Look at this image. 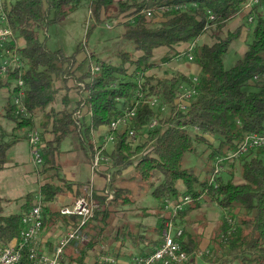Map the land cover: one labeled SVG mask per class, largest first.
<instances>
[{
  "label": "trees",
  "instance_id": "16d2710c",
  "mask_svg": "<svg viewBox=\"0 0 264 264\" xmlns=\"http://www.w3.org/2000/svg\"><path fill=\"white\" fill-rule=\"evenodd\" d=\"M248 1L123 0L118 2V13L115 14V0H91L96 24L111 21L124 26L123 36L142 54L134 58L129 53H121L120 63L115 65L93 56L82 60L81 48L69 57L63 50L51 51L47 47L42 32L51 25L62 23L83 0H10V26L18 38L25 41L19 55L24 62L21 78L29 116L15 115L13 98L19 89L13 84L19 79L18 71L8 76L0 75V89H11L6 117L15 123V130L36 128V119L41 116L38 129L46 146L43 167L52 165L51 150H57L69 137L76 138V149L83 155L84 162L91 164L93 131L108 128L112 122L136 109V116L118 131L116 143L110 152H106L112 166L110 174L107 173L111 181L106 188L114 197L108 200L104 196H95L99 208L84 228L90 244L78 249L75 243L70 244L64 253L66 264H87L94 248L102 243V236L109 228L113 229L111 223L121 214L120 208L134 204L131 191L121 186L125 180L123 172L129 168L134 169L131 179L147 183L153 197L161 203L162 215L156 235L139 238L146 243L139 252L140 257L150 256L157 250L162 243L161 233L166 221L190 218L207 198L224 211V216L217 221L208 250L201 256L196 255L201 238L192 235L182 243L183 250L191 255L185 264H264V147L251 149L235 158L241 164V183L232 178L225 181L222 173L226 168H219V173L215 174L216 167H210L207 179L201 180L195 168L183 166L186 154L195 150L196 142L210 146L213 151L209 163H218L217 159H233L246 137L264 134V11L255 10L254 41L243 59L231 70H226L223 62L231 44L241 37L244 28L241 25L231 29L230 24ZM147 10H152L151 18L147 17ZM126 19L132 20L121 21ZM205 33H209L214 42L199 45L193 53L194 63L200 69L198 93L187 111H176L175 100L181 86L189 87L192 81L178 69H166L164 75L159 74L162 68L156 53L165 49L161 60L171 62L172 53L181 54L179 47L197 41ZM88 63V69L79 75ZM94 66L99 70L93 72ZM71 79L81 99L75 109H70L69 97L65 96L64 108L56 110L54 104ZM57 83H62L63 87H58ZM81 83H85L83 89L79 86ZM250 84L258 90L246 92L244 89ZM152 98H158L161 105L167 104L169 111L164 113L150 107L148 101ZM84 105L92 113L89 121L77 116ZM154 119L160 124L151 130L149 125ZM131 131L135 132V137L145 138V142L134 146ZM47 133L53 135L50 142L45 137ZM6 135L4 132L0 140V172L8 164L13 145L27 137L25 134L5 142ZM208 137L216 138V144ZM138 157L139 161L135 162ZM181 184L183 188H180ZM73 186L67 180H52L43 185L44 231L54 230L56 225L66 229L78 226V217L63 216L61 208L54 206L59 196L67 194L66 187L73 189ZM76 188L77 197L83 196V185L76 183ZM36 197L34 193L29 194L20 213L5 217L0 191V247L20 236L23 216L35 206ZM185 197H191L192 203L178 216L165 213L166 201H179ZM126 236L128 234L119 227L116 240L123 241ZM49 246L52 252L53 243ZM108 254L92 264H108L105 257Z\"/></svg>",
  "mask_w": 264,
  "mask_h": 264
},
{
  "label": "rangeland",
  "instance_id": "374dc122",
  "mask_svg": "<svg viewBox=\"0 0 264 264\" xmlns=\"http://www.w3.org/2000/svg\"><path fill=\"white\" fill-rule=\"evenodd\" d=\"M119 1L123 0H115L113 11L115 14L118 13ZM241 25L244 27L241 37L231 44L228 53L223 57L224 67L226 70H231L239 60L243 59L245 53L249 49V46L254 41V29L256 24L249 23L248 20L241 15L232 21L230 27L231 29H235L237 26ZM107 26H112L113 28L109 29ZM89 32L90 35L88 34ZM123 33L124 26L116 25L115 22L106 21L105 23H99L97 25L91 11V0H83L82 4L75 12L71 13L62 23L51 25L47 30L42 32V36L46 39L47 47L51 51L63 50L64 53L70 57L74 55L79 48H81L82 54L80 59L82 60L93 56L97 60L111 62L112 64L118 65L120 63L119 55L121 53H129L134 56V58H139L142 55L136 51L134 43L123 36ZM197 42L198 43L196 45L198 47L203 44H212L214 40L209 33H205L198 38ZM17 43L20 47L25 46V41L22 38H19ZM191 44L192 43L184 44L179 47L178 50H180L181 54L185 51L189 53ZM164 50L165 49L158 50L156 53V60L162 68L160 72H158L159 74L164 75L166 69H178L192 78L200 75L199 67L194 63V59L193 61L189 60L187 57L188 55L183 56L180 54L177 56V53H172L173 55H170L172 57L171 62L166 63L162 61L161 59L166 52ZM193 53L192 56L194 58ZM88 67L89 63L86 64L84 70L79 72V75H81L83 71L87 70ZM133 69L134 68H131V70ZM84 84L85 83H81L79 86L83 89L85 87ZM14 85L15 82L13 86ZM57 86L63 87V84L57 83ZM65 88L61 91L56 103L54 104L56 110H62L64 108L63 100L65 96L69 97L70 109H75L77 107V103L81 99L79 91L75 88L74 80H69L68 85ZM244 90L246 92H251L258 89L250 84V86ZM9 92L11 93V89L9 88L0 89V127L3 126L2 114L5 112V108L8 105ZM73 96L76 98L75 101L72 100ZM89 111L90 108L84 105L83 109L77 113V116L84 120L86 116L90 117L89 114H87ZM9 121L11 125L15 124L13 121ZM34 129L40 131L38 126ZM108 129L109 127L94 131L93 135H96L97 132V143H100L103 138L106 137L105 134L108 132ZM18 130L19 129H13L10 131L8 128H5L4 132H7V135L4 137V141L9 142L16 139V137L20 138L18 135L23 134L24 132H17ZM26 130L29 131V128H26ZM4 132L0 128V140L3 139ZM13 134L15 136H13ZM207 139L216 144V138L208 137ZM19 141L20 143H18V146L25 150L27 147V142H25L26 140ZM132 141L134 142V146H137L138 144H143L145 142V138L141 139L139 137H134L132 138ZM194 145L195 150L186 154L183 166L184 168H195L197 170V174L200 176V179L205 180L208 176L207 170L210 167L217 168V163H209L213 149L204 143L196 142ZM111 149L112 146H110L107 151L110 152ZM11 158L15 160L13 156H11ZM17 160L18 161L15 162L18 163V165L14 163V166H11L9 163L6 168L0 172V191L3 197L2 207L4 208L3 215L5 217L20 213L22 206L25 203L26 196L30 193H35L38 190V185L36 183L38 177L34 171L35 166L30 161L24 164V159L22 158L18 157ZM137 161H139V157L135 159V162ZM216 161L220 162V164L218 163L219 167L227 169H225L222 173V177L225 181L232 178L236 183L242 182L241 164L238 159L233 158L229 161L217 159ZM222 161L223 163L221 165ZM90 167L92 173L94 174L92 170V163L90 164ZM106 168V170L104 169L103 172H100L104 173L105 181L108 176L107 173H109L112 169V166L110 165ZM230 173H232V175ZM133 175V168L125 170L123 172V178H125V180L121 186L131 191V197L135 201L134 204L120 208L121 214L111 223V227H113V229L109 228L104 236H102V243L94 248V251L87 259V264H92L97 259L102 260L104 258L103 255L108 254V252V256H105L108 264H111L112 261L118 262L119 264H130L133 262L135 257H140L139 252L145 247L146 243L139 240V238L142 236L154 237L156 235L159 217L162 215V213H160L161 203L153 197L152 190L149 188V185L137 179H131ZM106 184L104 187H106ZM183 186L184 185L181 184L180 188H183ZM203 200L204 206L202 210L193 212L191 214L192 217L189 216L191 217L190 224H187V221H183L180 217L174 221L175 225H177L176 227L182 228L184 231L183 242L188 241L189 236L192 235L201 238L199 247L200 250L196 254L197 257L201 256L202 253L208 250L212 231L216 227L217 221L221 219L220 217L224 213L218 205L210 203L207 198ZM165 213L170 214V212L166 210ZM119 227H122L124 233L128 234L123 241L116 240V231ZM66 230V228H61L59 225H56L54 230H43L39 243L45 246L46 250H50V246H48V244L54 240V242H52L53 246L57 247L60 240L64 238V235L67 232ZM89 241L90 238L88 237V241L80 247H83L85 244H90ZM78 251L80 252V250Z\"/></svg>",
  "mask_w": 264,
  "mask_h": 264
},
{
  "label": "built area",
  "instance_id": "2783aa9c",
  "mask_svg": "<svg viewBox=\"0 0 264 264\" xmlns=\"http://www.w3.org/2000/svg\"><path fill=\"white\" fill-rule=\"evenodd\" d=\"M10 8V0H0V75L8 76L16 71L19 72V79L15 81L14 87H17L19 91L13 98V104L15 106V115L17 117L29 116L27 107L24 102L25 90L24 81L21 76L22 65L24 62L20 58L19 49L22 48L17 43L19 39L15 34L9 23L8 10ZM181 7H177L180 9ZM264 11V0H249L243 11L239 16H244L249 23L256 24V11ZM146 15L148 18L152 17V10H147ZM93 14V13H92ZM211 19H214L212 16ZM132 19L121 20L123 23L129 22ZM96 22V21H95ZM109 29L113 27L107 26ZM198 42L195 41L191 44L188 52H183L181 55L189 58L193 61L192 53L197 47ZM98 67H93L92 71H98ZM199 76L192 78V83L189 87L185 85L181 86L180 93L175 100L176 111H187L191 101L197 95V88L200 84ZM139 96H141L139 94ZM142 97V96H141ZM150 107L161 110V112L169 111L167 104L161 105L159 99L152 98L148 101ZM89 116H92L91 112H87ZM136 116V109L126 113L118 120L112 122L109 126L108 132L105 134V138L100 143L96 142V135H93L94 144V158L92 162V170L94 174H98L106 170L110 166L109 158L106 155L110 146L116 143V135L118 131L129 125L130 120ZM159 121L154 119L149 129L153 130L159 125ZM23 136V134H20ZM26 141L29 143L30 154L35 167H41L43 165V150L46 147L42 143L40 131L32 129L26 133ZM136 136L134 131L130 132V137ZM264 147V134L263 135H251L245 138L240 145L239 150L232 156L234 158L247 153L251 149ZM220 163V162H218ZM215 174L219 173L218 166ZM214 174V175H215ZM106 187L111 181L110 175L106 177ZM213 182V180H212ZM104 187L102 190H98L95 187V183L91 182L84 189V195L79 197L73 205L64 206L61 208V215L63 216H76L79 218V224L76 228H68L64 238L59 242V245L53 249L46 250L40 242L43 223V196L40 193L35 200V206L26 212L23 216L22 223L23 229L20 236L12 241L10 244L0 247V264H66L64 253L66 248L75 243L77 249L88 241V238L84 232V228L87 223L94 217L96 210L99 208L98 203L95 201V196H104L108 200H112L114 197L113 192L110 189ZM192 203L191 197L181 198L179 201L168 200L165 203V210L172 213L173 216L185 210L186 206ZM173 220H168L165 223L164 229L161 233L162 243L158 246L157 250L147 257H135L130 264H185L188 262L190 255L183 250V234L182 228L176 227ZM62 228V227H61ZM43 250V251H42ZM45 250V251H44ZM111 264H118L112 261Z\"/></svg>",
  "mask_w": 264,
  "mask_h": 264
},
{
  "label": "crops",
  "instance_id": "0c3cea01",
  "mask_svg": "<svg viewBox=\"0 0 264 264\" xmlns=\"http://www.w3.org/2000/svg\"><path fill=\"white\" fill-rule=\"evenodd\" d=\"M10 95L11 93L9 92L8 101L10 99ZM72 100L75 101L76 98H74L73 96ZM6 112H7V107L5 108V112L2 114L3 117L2 125L5 128H8L10 131L13 129L15 130L16 125L15 124L11 125L9 119L6 117ZM87 118L89 117L86 116L85 119L88 120ZM36 122H37V126L40 127V124L42 122L41 116L37 117ZM3 126L2 128L5 131V128ZM19 131L24 132L23 135H25L26 134L25 132H27L26 129L22 131L18 130L17 132ZM5 133L7 134V132ZM13 136L15 135L13 134ZM45 137L49 142L53 140V135L50 133H47ZM18 143H20V141L16 142L10 150L8 164L10 163L11 166H14V163L18 165V163L16 162L18 161L17 159L19 157L24 159V164L30 161L34 165L32 156L30 154L29 143L27 142V147L25 150H23L22 147H19ZM53 151L51 150V156H50V159L53 161L52 165H49L48 167L42 166L39 167V169L36 167L34 168L35 174L38 177L36 182L38 185V190L34 193L36 194V196H38L41 193V189L43 185L46 184V182L52 180L57 182H62L63 180H67L74 184L73 189L72 187H68V188L66 187L67 194L59 196L57 202L54 204V206L62 208L64 206L73 205L74 202L78 199L76 195L77 194L76 183L83 185V194H84V189L91 182L95 183V187H97L98 190H102V188L105 186L106 181H105L104 173H100V174L92 173L90 164L84 162L83 155L80 154L76 149L75 137L67 138L57 150H53ZM11 156H13L15 160H13ZM203 206L204 205L202 201L200 210H202ZM222 216H224V213ZM222 216L220 218H222ZM191 217L186 219L187 224L191 223ZM52 242H54V240H52Z\"/></svg>",
  "mask_w": 264,
  "mask_h": 264
},
{
  "label": "bare ground",
  "instance_id": "6f19581e",
  "mask_svg": "<svg viewBox=\"0 0 264 264\" xmlns=\"http://www.w3.org/2000/svg\"><path fill=\"white\" fill-rule=\"evenodd\" d=\"M23 67H24V65H22V73H23ZM156 99H158V98H156ZM30 130H32V129H29V131ZM22 131V130H21ZM19 137H22L21 135H19ZM26 140V139H25ZM42 231H43V223H42Z\"/></svg>",
  "mask_w": 264,
  "mask_h": 264
}]
</instances>
